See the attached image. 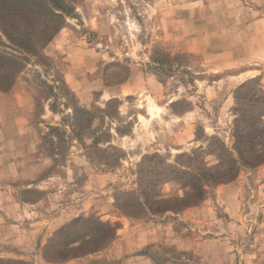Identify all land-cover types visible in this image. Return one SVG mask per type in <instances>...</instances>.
<instances>
[{"label":"rangeland","instance_id":"rangeland-1","mask_svg":"<svg viewBox=\"0 0 264 264\" xmlns=\"http://www.w3.org/2000/svg\"><path fill=\"white\" fill-rule=\"evenodd\" d=\"M67 1L0 91V264H264V0Z\"/></svg>","mask_w":264,"mask_h":264},{"label":"trees","instance_id":"trees-1","mask_svg":"<svg viewBox=\"0 0 264 264\" xmlns=\"http://www.w3.org/2000/svg\"><path fill=\"white\" fill-rule=\"evenodd\" d=\"M73 4L67 0H0L1 92L11 89L28 63L39 65L41 60L47 59L43 49L62 27L64 17L72 13ZM170 198L175 197L164 199ZM156 200H162L159 194Z\"/></svg>","mask_w":264,"mask_h":264},{"label":"crops","instance_id":"crops-1","mask_svg":"<svg viewBox=\"0 0 264 264\" xmlns=\"http://www.w3.org/2000/svg\"><path fill=\"white\" fill-rule=\"evenodd\" d=\"M228 188H231V187L228 186ZM222 207H223V210L226 212L228 218H231V217L236 218L237 217L238 208H236L234 206H229L226 203ZM206 209H208V205L205 204V202H202V203L196 204V205L184 210V212L185 213H189V212H192V211H202V210H206ZM219 239H221V238L214 237V238H210V239H204L203 242L204 243H211L212 241L219 240ZM85 259H87L86 256L85 257L69 258V259H67L64 262L56 263V264H83ZM51 264H53V263H51Z\"/></svg>","mask_w":264,"mask_h":264},{"label":"bare ground","instance_id":"bare-ground-1","mask_svg":"<svg viewBox=\"0 0 264 264\" xmlns=\"http://www.w3.org/2000/svg\"><path fill=\"white\" fill-rule=\"evenodd\" d=\"M153 107V106H152Z\"/></svg>","mask_w":264,"mask_h":264}]
</instances>
